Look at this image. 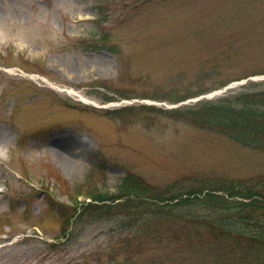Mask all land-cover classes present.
<instances>
[{"label":"rangeland","instance_id":"rangeland-1","mask_svg":"<svg viewBox=\"0 0 264 264\" xmlns=\"http://www.w3.org/2000/svg\"><path fill=\"white\" fill-rule=\"evenodd\" d=\"M263 77L264 0H0V264H115L111 223L62 244L58 209L130 174L264 175V152L164 113Z\"/></svg>","mask_w":264,"mask_h":264},{"label":"trees","instance_id":"trees-1","mask_svg":"<svg viewBox=\"0 0 264 264\" xmlns=\"http://www.w3.org/2000/svg\"><path fill=\"white\" fill-rule=\"evenodd\" d=\"M164 113L264 152V88ZM187 181L202 188L183 182L154 187L130 174L116 195L96 188L85 194L86 201L78 195L58 209L62 244L71 242L82 223L103 221L122 234L108 253L115 264H264V175Z\"/></svg>","mask_w":264,"mask_h":264},{"label":"bare ground","instance_id":"bare-ground-1","mask_svg":"<svg viewBox=\"0 0 264 264\" xmlns=\"http://www.w3.org/2000/svg\"><path fill=\"white\" fill-rule=\"evenodd\" d=\"M5 151H4V143L0 142V160L5 161ZM62 161L65 165H69L70 163V158L68 157L67 154L62 155Z\"/></svg>","mask_w":264,"mask_h":264}]
</instances>
